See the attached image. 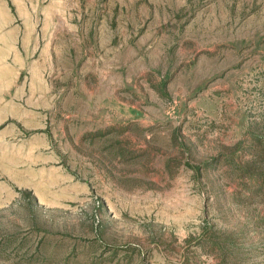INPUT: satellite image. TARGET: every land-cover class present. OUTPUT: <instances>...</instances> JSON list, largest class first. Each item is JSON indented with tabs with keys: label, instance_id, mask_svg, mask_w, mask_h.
<instances>
[{
	"label": "rangeland",
	"instance_id": "obj_1",
	"mask_svg": "<svg viewBox=\"0 0 264 264\" xmlns=\"http://www.w3.org/2000/svg\"><path fill=\"white\" fill-rule=\"evenodd\" d=\"M8 63L0 264H264V0H0Z\"/></svg>",
	"mask_w": 264,
	"mask_h": 264
},
{
	"label": "trees",
	"instance_id": "obj_2",
	"mask_svg": "<svg viewBox=\"0 0 264 264\" xmlns=\"http://www.w3.org/2000/svg\"><path fill=\"white\" fill-rule=\"evenodd\" d=\"M251 138L252 143L250 147L252 151L249 153L252 154V157L248 160V169H252L253 171H250L248 174L253 185L252 189L249 191V196L254 194L264 195V159H262V163L259 158H264V132H253ZM258 162H260V164Z\"/></svg>",
	"mask_w": 264,
	"mask_h": 264
},
{
	"label": "crops",
	"instance_id": "obj_3",
	"mask_svg": "<svg viewBox=\"0 0 264 264\" xmlns=\"http://www.w3.org/2000/svg\"><path fill=\"white\" fill-rule=\"evenodd\" d=\"M10 44H11V40H10ZM11 54H12V46H10L8 48V58L11 56ZM6 57H7V54L5 53L4 54V58H3V61H4L5 65H7L6 64ZM1 61H2V59H1ZM8 70H9L8 77L4 76L3 79H2L4 84H6V81L8 80V88L6 86H4V88H1V91H0L1 94L5 95V96L7 95V89H8L9 92L12 90V77H11V72H10V70H11V64L10 63H8Z\"/></svg>",
	"mask_w": 264,
	"mask_h": 264
}]
</instances>
